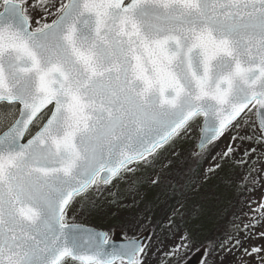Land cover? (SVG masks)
Instances as JSON below:
<instances>
[{"label": "snow or ice", "instance_id": "6c2138e0", "mask_svg": "<svg viewBox=\"0 0 264 264\" xmlns=\"http://www.w3.org/2000/svg\"><path fill=\"white\" fill-rule=\"evenodd\" d=\"M0 8V264H146L137 239L118 246L69 223L77 198L134 173L199 118L204 148L254 110L239 138L264 144V0Z\"/></svg>", "mask_w": 264, "mask_h": 264}, {"label": "rangeland", "instance_id": "374dc122", "mask_svg": "<svg viewBox=\"0 0 264 264\" xmlns=\"http://www.w3.org/2000/svg\"><path fill=\"white\" fill-rule=\"evenodd\" d=\"M242 117L241 128L226 130L201 152L196 146L203 120L190 122L189 129L174 137L149 163L102 185L90 193L89 201L77 198L68 222L104 231L109 239L116 232L125 238L147 235L146 264H185L193 256L191 264L204 260L209 264H261L257 257H264V235L256 233L261 225L250 227L246 219L231 220L246 192L253 189L262 158L259 176L264 183V144L239 138L252 135L253 129L243 125L256 119L254 110ZM229 146L233 152L236 147L244 148L237 157L233 152L223 156ZM253 206L254 202L249 209ZM248 215L254 211L244 218ZM181 244L188 247L177 249ZM252 248L261 252L248 255L245 249L251 252Z\"/></svg>", "mask_w": 264, "mask_h": 264}, {"label": "bare ground", "instance_id": "6f19581e", "mask_svg": "<svg viewBox=\"0 0 264 264\" xmlns=\"http://www.w3.org/2000/svg\"><path fill=\"white\" fill-rule=\"evenodd\" d=\"M243 148L244 146H242L241 148L236 147V151L234 150L233 155L237 157L240 153V150L242 151ZM262 160L263 158L259 161V166L261 168H263V166L261 165ZM260 167H258L259 170L251 184L252 186H254L253 189L246 192L238 208L231 214V220L238 221L240 219H246V223L247 225L249 224L250 227H253L256 223H259V225L261 226L257 225L259 227L256 228V233L262 235L264 234V215H262V213H264V208H261V205H264V183L259 176V171H262ZM253 202L255 207L253 206L252 209H249V205L253 204ZM252 211H254V215H248V217L244 218L245 215ZM220 263L224 262L220 261Z\"/></svg>", "mask_w": 264, "mask_h": 264}, {"label": "water", "instance_id": "95a60500", "mask_svg": "<svg viewBox=\"0 0 264 264\" xmlns=\"http://www.w3.org/2000/svg\"><path fill=\"white\" fill-rule=\"evenodd\" d=\"M243 115V114H242ZM202 128H203V123H202ZM203 136V132L201 131V134H200V138H199V141H198V144L196 146V150L197 152H201L203 151L209 144H207L204 148H201L199 145H200V142H201V137ZM77 225H80L86 229H91V230H94L96 232H102V233H106L104 231H101V230H98V229H95V228H92V227H89V226H85V225H82V224H77ZM147 236V235H146ZM132 238H135L137 239L139 242H141L142 244H144V242L146 241V237L145 236H139V237H132ZM132 238H124L122 237V235L120 234V232L118 233H115L112 237V239H110L111 242H114L116 245H124L128 242L129 239H132Z\"/></svg>", "mask_w": 264, "mask_h": 264}]
</instances>
